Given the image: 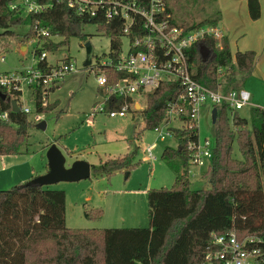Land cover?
Returning a JSON list of instances; mask_svg holds the SVG:
<instances>
[{
    "label": "trees",
    "instance_id": "obj_1",
    "mask_svg": "<svg viewBox=\"0 0 264 264\" xmlns=\"http://www.w3.org/2000/svg\"><path fill=\"white\" fill-rule=\"evenodd\" d=\"M11 1L0 0V27L5 29V34L14 35L12 27L26 24L31 30L23 36L35 38V25L39 24L48 28L51 36L62 37L56 43L48 39L51 36L40 37L47 39L45 48L54 50L67 45L72 37L86 41V26L96 24L110 36V56L117 62L124 36L121 19L107 20L103 14L80 15L67 0H59L40 13L13 10ZM247 5L250 18L259 19L262 15L260 0H247ZM168 12L172 23L186 30L218 25L221 18V11L215 10L213 19L189 24L179 22L170 0ZM39 51L41 49H35L36 53ZM257 60L258 53L254 50L233 53L226 35L222 47L218 46L216 38L207 36L189 50L193 77L211 89L224 92L243 88ZM38 65L49 69L47 60H41ZM106 74L110 84L128 76L114 68L107 69ZM57 86L52 85L48 93ZM0 89L10 98L0 96L1 157L21 153L34 123L23 110L20 92L13 94ZM105 89H99L100 95L107 94ZM180 90V83L175 80L162 82L147 92L146 106L135 110L144 118L146 128L155 129L163 123L169 102L178 97ZM31 92L36 113H49L58 107L59 101L43 105L41 88ZM12 99L18 102V111L13 110ZM132 102V96H113L106 107L119 109ZM214 107L217 108L214 158L203 171L210 175L209 188H191L189 171L193 148L199 141V129L184 125L172 128L177 146H167L162 152L164 162L178 172L174 186L147 191L148 227L71 228L66 220L64 190L25 183L0 189V264H224L220 260L209 261L207 254L216 249L212 233L229 231H235L240 238L258 237L264 252V108L253 107L249 119L235 112L231 125L229 104L224 102ZM236 139L241 159L233 154ZM132 165L129 154L121 159L108 158L92 167L97 176H103ZM85 213L91 216L90 212Z\"/></svg>",
    "mask_w": 264,
    "mask_h": 264
},
{
    "label": "rangeland",
    "instance_id": "obj_2",
    "mask_svg": "<svg viewBox=\"0 0 264 264\" xmlns=\"http://www.w3.org/2000/svg\"><path fill=\"white\" fill-rule=\"evenodd\" d=\"M262 3L264 6V0ZM170 5L175 12V19L188 24L213 19L216 17L214 11H221L219 24L226 30L233 53L238 50H254L259 54L256 66L243 86L251 93L250 104L237 111L238 115L249 119L253 107L264 108V10L259 19L253 20L246 4L245 7L241 6L238 0H170ZM12 30L14 35L5 34V29L0 27V72L37 66L40 60L34 54L37 48L47 52L49 64H62L69 59L76 64L77 71L67 74L49 92L46 104L59 101V105L52 112L42 113L41 121H46V128L37 127L39 122L35 120V114L31 113L29 117L34 124L21 153L18 156L8 155L14 159L13 163L6 160L2 162L0 159V189L20 185L19 181L14 180L22 168L27 167L32 174L44 172L48 166L47 153L51 144L62 151L66 165L76 160H85L99 166L108 158L121 159L130 154L133 165L128 169L122 168L111 175L97 176L92 167L88 178L60 181L46 187L65 191L66 220L71 228L148 227V189L172 188L178 173L176 168L162 159V152L167 146H177L176 138L167 136L161 140L160 133L146 128L144 118L135 111L146 106V95L150 88L146 89L145 94L134 96L135 108L125 117L113 118L106 111L92 114L103 100L99 93L101 85L98 77L102 69L99 65L111 58L110 36L96 24H88L85 28L88 34L86 41L72 37L67 45L49 50L44 46L47 39L23 36L31 30L29 25H16ZM48 39L56 43L62 37L54 35ZM121 39L122 53L126 54L129 39L126 36ZM87 42L91 46L88 47ZM32 95L30 89H24L20 100L22 107L34 109L35 100ZM212 108L207 103L199 118L200 145L210 139L215 146ZM233 116L230 114L231 125L234 123ZM182 125L184 127L178 120L170 123L171 128ZM156 141L158 146L150 153L149 147ZM233 154L238 159L242 158L237 139L233 144ZM189 177L192 189L210 186V175H205L202 169L194 165L190 167ZM86 211L90 212V217L86 216Z\"/></svg>",
    "mask_w": 264,
    "mask_h": 264
},
{
    "label": "built area",
    "instance_id": "obj_3",
    "mask_svg": "<svg viewBox=\"0 0 264 264\" xmlns=\"http://www.w3.org/2000/svg\"><path fill=\"white\" fill-rule=\"evenodd\" d=\"M56 2L59 0H13L10 7L26 13H40ZM67 2L80 15L97 17L103 14L107 20L121 19L123 35L129 39L128 52L123 54L121 50L116 63L111 57L109 61L99 65L102 69L98 81L101 87H106L107 94L101 95L103 100L97 104L92 114L106 111L113 118L125 117L135 108V95L145 94L147 88H150L148 92L152 91L162 82L176 80L181 86L180 93L175 100L169 102L163 123L155 128L160 133V139L165 140L167 136H173L170 126L172 120L199 128V118L207 103L214 108V105L226 102L232 114L250 104L251 93L244 88L228 92L214 90L193 77L189 50L196 42L207 36L216 38L218 46L222 47L226 34L219 25H205L186 30L180 25L173 24L172 15L168 12V0H67ZM35 28L37 30L35 38L51 36L48 28L39 24H36ZM34 54L39 56V62L47 60L48 54L45 50ZM1 59L4 60L5 56ZM48 65L49 69L32 65L21 70L0 72V88L13 94L19 91L20 100L25 88L30 90L41 88L42 103L46 105L49 95L47 89L52 85H58L67 74L77 71L76 64L71 60ZM112 68L124 71L128 76L110 84L106 70ZM113 96H132L133 102L125 103L119 109L108 110L106 104ZM23 110L28 114L34 113L35 120L41 121L42 113H36L29 106L23 107ZM2 117L5 118L6 115ZM157 146L158 141L151 144L150 153ZM213 147L210 139H206L202 145L198 141L193 148L191 165L208 169L214 158ZM212 239L216 249L207 254L209 261L215 259L224 264L264 263V252L259 246L260 239L256 236L240 238L235 231L213 232Z\"/></svg>",
    "mask_w": 264,
    "mask_h": 264
},
{
    "label": "water",
    "instance_id": "obj_4",
    "mask_svg": "<svg viewBox=\"0 0 264 264\" xmlns=\"http://www.w3.org/2000/svg\"><path fill=\"white\" fill-rule=\"evenodd\" d=\"M87 46H91L87 42ZM0 96L3 99L10 100L6 93L0 90ZM13 110L18 111L19 105L15 99L11 100ZM139 120V119H138ZM212 121L215 124L217 121V108L212 110ZM46 121L42 120L37 124L40 129L46 128ZM48 171L44 174L38 175L27 181L25 184L29 186H44L54 184L60 181H76L91 176L92 165L85 160H76L66 165V158L62 151L54 144L50 145L47 153ZM129 174V173H127Z\"/></svg>",
    "mask_w": 264,
    "mask_h": 264
},
{
    "label": "crops",
    "instance_id": "obj_5",
    "mask_svg": "<svg viewBox=\"0 0 264 264\" xmlns=\"http://www.w3.org/2000/svg\"><path fill=\"white\" fill-rule=\"evenodd\" d=\"M241 4V6H244L245 7V4L247 6V10H248V5H247V0H238ZM261 2V7H262V11L264 10V6H263V3H262V0H260ZM249 13V11H248ZM250 16V15H249ZM218 25L224 30L225 34H226V30L218 23ZM227 36V34H226ZM228 37V36H227ZM233 52V51H232ZM258 59H259V54H258ZM264 71V69H263ZM137 107V106H136ZM138 120V119H137ZM10 156H14V155H10ZM15 156H18V154H15ZM16 158V157H14ZM0 159L3 161H7L8 163H13L14 162V159H11L8 155L6 156H1ZM23 170L20 171V173H17L18 175L16 176L17 179H15L14 181H19V183H22V182H27L29 181L30 179H32L33 177L35 176H38V175H41V174H44L48 171V166L47 168L44 170V172H40V173H35V174H32L31 170L28 169L27 167L25 168H22ZM204 171V169H202Z\"/></svg>",
    "mask_w": 264,
    "mask_h": 264
}]
</instances>
